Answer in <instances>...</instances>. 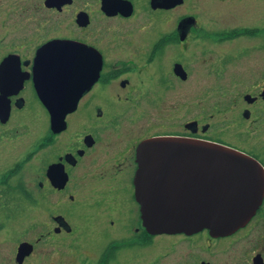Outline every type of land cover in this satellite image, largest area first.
Masks as SVG:
<instances>
[{"label": "flooded vegetation", "instance_id": "flooded-vegetation-1", "mask_svg": "<svg viewBox=\"0 0 264 264\" xmlns=\"http://www.w3.org/2000/svg\"><path fill=\"white\" fill-rule=\"evenodd\" d=\"M75 1L56 6L43 0L41 7L51 14L70 11V23L52 22L48 14L37 19L25 13L24 20L19 14L0 15V106L9 109L8 116H0V128L6 127L4 132L12 137L32 134L20 157L24 163L18 159L17 165L31 162L34 170L25 184L19 178L13 183L5 179L0 198L20 193L32 211L42 214L30 223L32 230L39 226L37 233L15 234L14 255L6 260L264 264V198L245 225L226 235H212L207 228L191 234L152 233L143 222L135 186L138 145L158 135L220 142L251 154L264 167V155L256 152L264 151V0H206L202 14L196 3L191 12L178 13L184 1L164 7L153 6L152 0H123L131 4L127 12L105 8L103 0H93L94 5L81 0V6H74ZM142 10L151 22H142ZM167 10L171 18L178 14L172 20L158 19L157 13ZM141 29L143 39L137 37ZM54 39L83 43L81 50L88 52L75 57L84 69L102 60L98 77L67 112L62 126L53 125L52 111L36 86L40 57L52 58V53L40 56V48ZM169 47L176 52L167 59ZM186 51L206 57L204 121L194 117L182 127L179 120H171L172 128L154 118L128 125L126 103L142 101L149 108L148 102L160 100L162 89L169 93L190 79L193 72L187 65L193 61ZM5 225L0 223V228ZM86 237L92 242L85 243ZM244 239L251 250L239 246ZM23 242L28 246L20 252ZM169 257L171 262L166 261ZM7 261L0 255V264Z\"/></svg>", "mask_w": 264, "mask_h": 264}, {"label": "water", "instance_id": "water-1", "mask_svg": "<svg viewBox=\"0 0 264 264\" xmlns=\"http://www.w3.org/2000/svg\"><path fill=\"white\" fill-rule=\"evenodd\" d=\"M71 1L46 0L56 6ZM183 1L152 0V5L171 7ZM103 4L110 10H131V4L123 0H103ZM83 45L54 39L40 48V56L52 53L47 61L39 59L36 86L52 111L54 126L65 124L67 112L76 107L80 95L99 75L101 59L84 69L75 57L88 52L81 50ZM177 71L185 76L181 66ZM4 107L0 106V116L6 117L9 109ZM137 161L136 197L143 222L152 233L191 234L207 228L212 235H226L245 225L264 198L260 161L220 142L181 135L152 136L139 143ZM27 246L28 242H23L20 252Z\"/></svg>", "mask_w": 264, "mask_h": 264}, {"label": "rangeland", "instance_id": "rangeland-1", "mask_svg": "<svg viewBox=\"0 0 264 264\" xmlns=\"http://www.w3.org/2000/svg\"><path fill=\"white\" fill-rule=\"evenodd\" d=\"M80 2L81 0H76L74 6H81L82 4H80ZM85 2L94 5L93 0H85ZM205 2L206 0H184V2L176 9L179 10L178 13H189L193 8L192 5L196 3L201 7H198V9H200L199 14H202V12H204L203 10L206 8ZM34 4H36L37 7L32 10ZM43 4V0H0V15L6 14V12H8V14H19L20 20H24L25 13L37 15V19H40L39 16L41 14H48L52 15L50 16L52 18V22L57 19H61V21L65 20L66 23L69 21L71 22L70 11L62 13L53 12L51 14V12L45 11L43 8L41 9ZM145 5L146 3L144 2L142 8L145 7ZM30 7L31 10L29 12ZM178 13H175L173 17H175ZM172 14L173 13L167 10L165 12H158L157 16L158 19L162 18L159 16H164L166 20H169ZM140 18L142 22L143 20H146V22H151L153 20L150 15L146 16V13L143 10ZM141 31L142 29L138 31L139 33H137V37L143 39L144 33H140ZM190 50L192 51V49ZM175 52L176 51L174 50L173 52L170 47L166 48V58L168 59L170 56L175 55ZM185 53H187L189 61H193V63L187 65L192 69L191 72H193V75L190 76V79L187 81H181L177 88L174 86V89L169 93L166 89H162L159 96L160 100H158V102H148L149 108H147L145 106L146 103L142 101L126 103V109H128V113L125 114V117L128 125L139 126L146 119L152 121L154 118L163 121L165 127L171 126L172 128L173 126L170 124L171 120H179L182 123V127L185 120L194 117H200V119L204 121V113L207 111L206 105L208 104L204 95V89L206 87L204 85L206 84V78L208 77L205 69L206 57L205 54L200 53L199 51H196L195 54L193 53V55H190L188 51ZM182 60L185 61L184 59ZM145 109H147V112H144ZM16 121L17 120L13 119L12 122L17 124L15 123ZM29 129L31 130V128ZM4 131H7L6 127H4V130L0 128V187H3L7 184H3L5 179H8L9 183H13L17 182L19 178L20 181L25 184L26 182H29L27 179L33 176L34 170L32 169L31 162H26L24 165L18 166L17 160L23 156V151L25 150L24 147L30 142L31 138H33L31 137L32 134H20L19 137H12L11 135L6 134ZM256 152L260 156L264 155V151L262 149H258ZM20 160L22 161L23 159ZM23 163L24 160L22 164ZM37 196L39 200H42L43 205V198L40 196V194H37ZM0 203V223L6 224L0 228V255H2L3 261H7V258L14 255L13 248L15 247L12 240L17 238L15 234L18 232L21 234L24 231H27L28 237L30 234L37 233L39 226L32 230L30 223L36 220L39 221V218H42V214H40L38 211H32V204H30L28 199L25 196H22L20 193H18L17 196L15 193H6L5 196L0 198ZM13 207L14 210H12ZM25 227L27 229H24ZM86 242L92 241L90 238L86 237L85 243ZM239 246L241 249H246V251L251 250L249 239L242 240ZM166 261L171 262L172 257L167 258ZM5 264H9V262L7 261ZM243 264H246V262Z\"/></svg>", "mask_w": 264, "mask_h": 264}, {"label": "trees", "instance_id": "trees-1", "mask_svg": "<svg viewBox=\"0 0 264 264\" xmlns=\"http://www.w3.org/2000/svg\"><path fill=\"white\" fill-rule=\"evenodd\" d=\"M10 174V173H9Z\"/></svg>", "mask_w": 264, "mask_h": 264}]
</instances>
